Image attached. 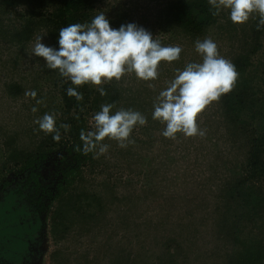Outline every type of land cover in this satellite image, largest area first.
I'll return each mask as SVG.
<instances>
[{
	"label": "rangeland",
	"instance_id": "rangeland-1",
	"mask_svg": "<svg viewBox=\"0 0 264 264\" xmlns=\"http://www.w3.org/2000/svg\"><path fill=\"white\" fill-rule=\"evenodd\" d=\"M37 1L0 0V214L29 228L36 238L35 264H169L166 250L173 247L174 239L182 248L178 262L223 264L220 257L229 246L222 242L220 230L214 229L218 204H222L218 195L241 175L245 143L234 141L218 102L199 115V126L206 130L203 138L178 134L176 140L167 139L161 135L164 126L152 119L153 102L176 69L201 60L195 51L197 39L211 37L220 54L230 60L243 36L249 37L247 28L258 16L238 25L222 11L215 25L191 38L164 22L166 5L173 0H95L89 22L103 12L114 29L135 23L163 45H178L183 51L178 61L161 62L155 81L127 75L102 86L108 88L102 105L113 104V112L137 110L147 118L145 126L134 128V144L122 149L106 139L108 152L92 153L79 171L74 170L75 164L67 163L65 153L55 149L45 160L34 163L32 171L13 161L35 152L47 138L34 121L50 113L56 116L57 126L65 122L58 70L48 69L43 58L30 55L41 35L42 43L57 49L43 16L54 10L56 2ZM24 30L26 34H19ZM30 90L44 104L37 105L25 96ZM33 107L38 109L36 113L31 111ZM89 110L85 131L92 130L97 112ZM30 172L38 173L41 183L45 182L39 187L42 209L30 202V193L23 188ZM59 187H67L62 204L68 203L69 211L56 225L51 218L56 210L65 209L58 208L61 202L53 201L61 192ZM77 200L80 208H73ZM47 204L51 207L45 211Z\"/></svg>",
	"mask_w": 264,
	"mask_h": 264
},
{
	"label": "clouds",
	"instance_id": "clouds-1",
	"mask_svg": "<svg viewBox=\"0 0 264 264\" xmlns=\"http://www.w3.org/2000/svg\"><path fill=\"white\" fill-rule=\"evenodd\" d=\"M208 3L213 16L227 11L231 22L238 25L258 16L257 30L264 26V0H208ZM58 44V50L46 46L42 35L37 36L30 55L43 58L48 69L58 70L61 77L71 81L73 86L67 89V95L77 101L83 100V94L77 89L84 85L96 87L104 96L107 94L104 84L119 82L127 75L144 82L155 81L160 76L161 62L178 61L183 51L178 45H163L135 23L114 29L103 12L91 22L61 28ZM195 51L201 60L187 63L182 70L176 69L174 78L153 102L152 119L164 126L161 135L167 139L176 140L178 134L203 138L206 130L199 126V115L222 95L230 93L239 77L234 63L220 54L211 37L197 39ZM149 87L154 85L149 83ZM25 96L36 100L37 105L44 104V100L36 99L34 90L26 91ZM113 108V104L101 105L92 117V130H81L83 144L77 151L85 156L103 155L110 147L104 143L106 139L115 141L122 149L135 143L131 134L137 125L145 126L147 118L137 110L120 108L113 112ZM31 111L36 113L38 109L33 107ZM34 122L40 131L53 134L56 141L61 138L60 129L68 132L71 127L69 124L57 127L56 116L50 113Z\"/></svg>",
	"mask_w": 264,
	"mask_h": 264
},
{
	"label": "trees",
	"instance_id": "trees-1",
	"mask_svg": "<svg viewBox=\"0 0 264 264\" xmlns=\"http://www.w3.org/2000/svg\"><path fill=\"white\" fill-rule=\"evenodd\" d=\"M94 1L55 0L54 10L43 15L48 35L56 44L57 50L59 30L69 24L89 22ZM36 3L42 4L43 0H38ZM163 18L167 27H171L172 30L179 29L191 38L204 34L218 20V16L212 15L207 0H173L166 5ZM258 20L259 18L247 28L249 37L246 39L243 36V41L230 59L239 73L236 85L230 93L222 95L218 101L222 118L235 138L234 141L244 142L247 149L241 175L228 182L227 184H231L220 190L221 194L218 195L222 204L221 207L220 203L218 204L214 229L217 232L220 230L221 239L224 240L222 242L229 246V249L224 251V256L220 257L223 264H264V26L257 30ZM26 31L19 34L24 35ZM57 85L65 118L62 124H69L70 130L65 132L60 129L59 141L53 139V134H48L35 152L26 153L23 160L15 159L13 163L19 164L21 169H34L32 168L34 163L45 160L55 149L65 153L69 165H76L74 170L79 171L85 160L88 161V156L91 159L92 153L85 156L77 151V148H82L83 144L80 140V132L86 130L84 118L87 111L93 109L98 112L100 106L106 102H101L104 98L91 85L77 89L83 94L82 101L67 95V89L73 86L71 81L61 77ZM103 88L105 92L108 91L107 86ZM43 183L38 173L30 172L23 184V188L30 193V202L36 204L35 206L38 205L39 209L44 207L38 198L39 187ZM71 183L72 181L68 182V185ZM66 188L59 187L61 192L53 199L61 202L58 208L65 207L56 210L51 218L56 225L69 211V204H62L66 200ZM92 199L98 201L96 196H92ZM75 205L79 206V200L73 203V208ZM50 207L47 204L45 211ZM174 240H171L173 247H168L166 250L169 256L168 262L182 264L181 261L178 262L182 248Z\"/></svg>",
	"mask_w": 264,
	"mask_h": 264
},
{
	"label": "flooded vegetation",
	"instance_id": "flooded-vegetation-1",
	"mask_svg": "<svg viewBox=\"0 0 264 264\" xmlns=\"http://www.w3.org/2000/svg\"><path fill=\"white\" fill-rule=\"evenodd\" d=\"M35 239L21 221L0 214V264H35Z\"/></svg>",
	"mask_w": 264,
	"mask_h": 264
}]
</instances>
